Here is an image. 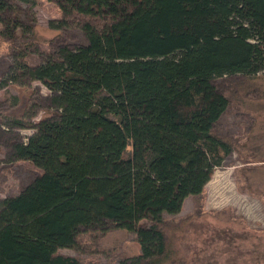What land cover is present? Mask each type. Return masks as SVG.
Here are the masks:
<instances>
[{"label":"trees","instance_id":"1","mask_svg":"<svg viewBox=\"0 0 264 264\" xmlns=\"http://www.w3.org/2000/svg\"><path fill=\"white\" fill-rule=\"evenodd\" d=\"M52 1L59 9V26L76 30L79 41L58 43L46 59L31 64L22 59L17 65L50 90L54 111L33 126L16 118L9 122L12 127L36 130L27 153L43 169L19 193L0 199V217L5 221L0 230L3 264H78L58 253V246L75 245L79 233L99 232L103 237L114 228L134 229L157 243L151 255H144L139 245L140 252L124 257L122 264H175L176 258L186 262L168 242L174 227L168 229V222L154 213L161 207L180 209L176 201L183 180L208 181L212 160L203 144L186 138L177 126L198 114L213 128L217 117L235 106V95L241 97L236 104L242 111L246 99L262 96L258 108L264 111V75L249 80L237 76L241 67L224 47L206 36L209 30L203 22L212 9L203 1L199 2L202 14L196 18L190 5L170 0L185 19L187 44L175 28L166 31L175 45H187L193 52L185 54L181 67L195 81L189 89L184 87L167 98L151 68L140 59L142 44L130 23L137 15V4L155 3L161 14L160 0ZM239 1L257 31L264 58V5L261 0ZM21 11L16 4L2 12L1 18L6 17L14 30ZM21 34L17 31L13 37ZM6 39L10 40L9 35ZM20 39L31 44L33 36ZM215 74L227 77L224 86L215 85ZM94 89L101 90L115 110L104 112L89 99ZM254 103L258 105L259 100ZM125 125L148 151L146 163L133 147L126 152L130 143ZM49 130L55 131V137L47 134ZM49 196L53 213L45 217L43 227L32 229L35 211Z\"/></svg>","mask_w":264,"mask_h":264},{"label":"rangeland","instance_id":"2","mask_svg":"<svg viewBox=\"0 0 264 264\" xmlns=\"http://www.w3.org/2000/svg\"><path fill=\"white\" fill-rule=\"evenodd\" d=\"M182 1L191 6L196 18L202 14L200 1L212 9V17L203 22L204 28L210 31L207 30L206 36L210 42L217 41L224 47L241 67L238 77L249 80L264 75L260 39L239 0ZM261 1L264 5V0ZM159 2L163 15L155 3L148 1L136 5L137 15L130 23L135 38L142 44L141 61L151 68L161 94L171 98L182 88L189 89L195 81L190 71L181 67L185 54L193 52L187 45L184 47L188 52L175 45L166 31L175 28L180 40L187 44L188 31L183 16L170 0ZM16 4L23 11L12 30L1 14ZM58 16L59 9L52 0H36L35 3L0 0V199L19 193L43 169L33 163L32 156L27 153L36 130L12 127L9 122L16 118L33 126L54 111L50 90L39 80L31 79L27 70H19L17 65L22 59L29 64L46 59L58 43L79 41L76 30L59 26ZM17 31L22 34L15 39L13 36ZM5 35H9V41ZM32 36L31 44L22 43L20 39ZM205 43L209 44L208 41ZM22 46L25 48L21 49ZM226 79L215 74L213 82L222 87ZM237 96L233 99L235 106L230 105L228 110L216 116L217 124L213 128L198 114L177 126L186 138L205 146L212 168L206 182L183 180L176 201L180 209L161 207L154 213L155 217L168 222V229L174 227L169 232L168 242L186 259V262H180V258H176L175 264H264V111L258 108L262 96L253 94L250 97L253 102L246 99L244 111L236 104L241 98L237 99ZM89 99L104 112L115 110L114 104L99 89H94L93 98ZM212 133L222 140H216ZM47 134L55 137L54 130ZM124 134L130 143L126 152L133 147L140 156L144 155L146 163L148 151L143 143L126 125ZM52 213L53 200L49 196L38 206L30 227H43L45 217ZM185 219L190 221L184 222ZM4 226L5 221L0 217V230ZM186 240L188 245L183 243ZM156 244L155 239L134 229L114 228L103 237L99 232L79 233L75 245L62 243L57 252L72 257L78 264H122L124 257L137 254L140 247L144 255L153 254ZM0 264H3L1 253Z\"/></svg>","mask_w":264,"mask_h":264}]
</instances>
